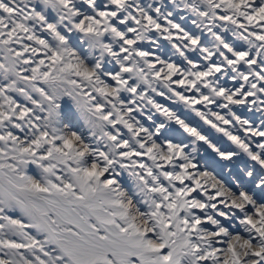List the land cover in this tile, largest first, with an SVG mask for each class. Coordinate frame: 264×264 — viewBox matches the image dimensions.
<instances>
[{
	"label": "snow or ice",
	"instance_id": "1",
	"mask_svg": "<svg viewBox=\"0 0 264 264\" xmlns=\"http://www.w3.org/2000/svg\"><path fill=\"white\" fill-rule=\"evenodd\" d=\"M0 264H264V0H0Z\"/></svg>",
	"mask_w": 264,
	"mask_h": 264
}]
</instances>
